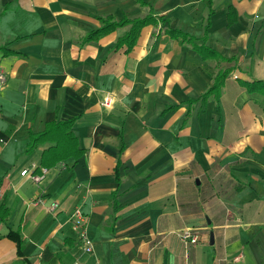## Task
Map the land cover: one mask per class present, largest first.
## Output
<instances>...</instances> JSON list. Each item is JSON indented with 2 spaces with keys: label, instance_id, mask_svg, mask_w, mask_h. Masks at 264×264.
<instances>
[{
  "label": "crops",
  "instance_id": "1",
  "mask_svg": "<svg viewBox=\"0 0 264 264\" xmlns=\"http://www.w3.org/2000/svg\"><path fill=\"white\" fill-rule=\"evenodd\" d=\"M143 1L0 0V264H264V0ZM149 7L129 51L128 24L85 39ZM69 118L83 153L22 176L52 144L29 131Z\"/></svg>",
  "mask_w": 264,
  "mask_h": 264
},
{
  "label": "trees",
  "instance_id": "2",
  "mask_svg": "<svg viewBox=\"0 0 264 264\" xmlns=\"http://www.w3.org/2000/svg\"><path fill=\"white\" fill-rule=\"evenodd\" d=\"M140 5H147L143 0H136ZM99 26L91 30L86 36V40H94L98 37L112 31L118 26L129 25L127 31L119 36L115 42V46L121 47L125 46V51H129L135 44L138 34L141 28L150 23H156L157 19L151 13V8L149 7V12L143 17L136 18H122L120 20L114 19L112 16L108 15L105 17H99ZM172 37H182V39H192L188 37L187 34L180 32L176 29L169 30ZM199 51L204 56L215 55V52L210 50L204 44H196ZM1 49V48H0ZM230 68L218 69L212 85L201 95L198 99L204 103L208 97H217L220 88L223 84L224 78L229 72ZM195 100V99H194ZM193 101V100H190ZM74 118H69L66 120H52L45 124L43 130L38 132L29 131L28 141L26 145V151H33L37 145L44 141L52 142L46 149L41 153V164L44 167H51L68 157H78L83 153V149L79 147L77 137L72 131V125ZM217 195H221L219 192L215 193L214 198ZM3 208L2 205H0ZM5 210V209H4ZM11 234V233H10ZM9 234V235H10ZM19 244V235L17 233H12Z\"/></svg>",
  "mask_w": 264,
  "mask_h": 264
},
{
  "label": "built area",
  "instance_id": "3",
  "mask_svg": "<svg viewBox=\"0 0 264 264\" xmlns=\"http://www.w3.org/2000/svg\"><path fill=\"white\" fill-rule=\"evenodd\" d=\"M4 76L0 75V83L4 82ZM114 96L112 93L107 92L104 94L101 100V104L105 107H109L113 103ZM48 173L47 167H39V170L36 171V165L32 164L31 168H24L20 171V174L22 176H27L32 182L40 183L46 178V175ZM57 207V202H52L50 204V209L54 210ZM70 221L71 226L74 229V231L77 232V237L80 243L81 248L85 252H91L93 249V244L90 238L88 237L86 233V222L87 217L86 215L78 208L74 207L70 214ZM181 239L190 244H194L198 240V235L192 231L190 228H185L180 233ZM240 255L235 256L234 259H239ZM72 264H79L78 262H73Z\"/></svg>",
  "mask_w": 264,
  "mask_h": 264
}]
</instances>
